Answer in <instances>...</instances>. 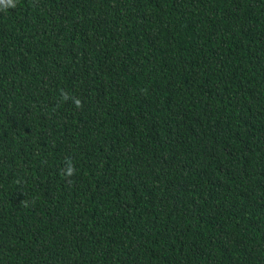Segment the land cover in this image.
I'll use <instances>...</instances> for the list:
<instances>
[{"label": "trees", "instance_id": "trees-1", "mask_svg": "<svg viewBox=\"0 0 264 264\" xmlns=\"http://www.w3.org/2000/svg\"><path fill=\"white\" fill-rule=\"evenodd\" d=\"M0 264H264V0H0Z\"/></svg>", "mask_w": 264, "mask_h": 264}, {"label": "clouds", "instance_id": "clouds-1", "mask_svg": "<svg viewBox=\"0 0 264 264\" xmlns=\"http://www.w3.org/2000/svg\"><path fill=\"white\" fill-rule=\"evenodd\" d=\"M61 98L64 101H67L68 99H72L74 105L79 108L82 106V102L79 100V98H75V97H70L66 92H64L63 90H61ZM76 172V168L75 165L71 162L70 159H67L65 161V167L61 169V175L70 178L71 176H73Z\"/></svg>", "mask_w": 264, "mask_h": 264}]
</instances>
